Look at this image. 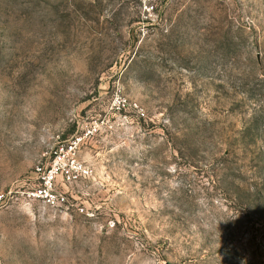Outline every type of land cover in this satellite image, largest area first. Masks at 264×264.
Returning a JSON list of instances; mask_svg holds the SVG:
<instances>
[{"label": "rangeland", "instance_id": "1", "mask_svg": "<svg viewBox=\"0 0 264 264\" xmlns=\"http://www.w3.org/2000/svg\"><path fill=\"white\" fill-rule=\"evenodd\" d=\"M0 264H264V0H0Z\"/></svg>", "mask_w": 264, "mask_h": 264}, {"label": "built area", "instance_id": "2", "mask_svg": "<svg viewBox=\"0 0 264 264\" xmlns=\"http://www.w3.org/2000/svg\"><path fill=\"white\" fill-rule=\"evenodd\" d=\"M71 149H73V146H70ZM56 159L55 162H58L61 159V154H56ZM82 171L87 172L85 169H83ZM57 173L56 167L55 166H51V168L47 171L46 174V184L47 186H51L52 185V181L55 177V174ZM49 197V201L52 204H55V200L54 198H52V196L50 194H46Z\"/></svg>", "mask_w": 264, "mask_h": 264}]
</instances>
